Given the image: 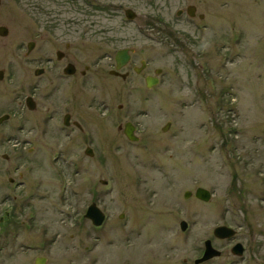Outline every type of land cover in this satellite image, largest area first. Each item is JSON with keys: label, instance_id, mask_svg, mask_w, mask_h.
I'll return each instance as SVG.
<instances>
[{"label": "rangeland", "instance_id": "rangeland-1", "mask_svg": "<svg viewBox=\"0 0 264 264\" xmlns=\"http://www.w3.org/2000/svg\"><path fill=\"white\" fill-rule=\"evenodd\" d=\"M91 2L105 8L0 0V26L8 28L0 54H27L35 41L30 54L62 50L90 66L84 87L74 79L70 104L43 99L30 116L40 159L25 164L33 167L30 182L14 191L18 199L31 186L36 193L25 210L35 217L15 218L32 227L22 239L38 242L48 228L56 238L50 264H195L208 238L222 254L203 264H264V0ZM127 8L135 19L126 18ZM126 47L135 51L122 78L109 71ZM141 60L147 66L136 73ZM158 68L160 83L147 87ZM65 110L83 132L63 127ZM127 122L138 141L125 135ZM199 186L212 192L209 201L195 196ZM92 202L107 216L100 227L84 216ZM221 224L237 234L216 238ZM237 241L243 256L231 252ZM10 253L0 252V264H35L39 254Z\"/></svg>", "mask_w": 264, "mask_h": 264}, {"label": "flooded vegetation", "instance_id": "flooded-vegetation-1", "mask_svg": "<svg viewBox=\"0 0 264 264\" xmlns=\"http://www.w3.org/2000/svg\"><path fill=\"white\" fill-rule=\"evenodd\" d=\"M67 1H74L78 5L83 3L88 6H91L92 3L91 0ZM93 4L105 8L100 4ZM182 13L183 11L179 14L177 12L178 15ZM50 23L48 26H52L53 34H56L57 20H51ZM30 44L34 48L36 42H28L27 54H0V252L9 249L11 251L9 257H14L19 250L34 251L39 253L35 257V264H50L56 238L49 236L48 228H45L40 233L41 237L38 242L24 241L21 232L23 230L29 232L32 227L26 225L22 228V225L15 219L17 214L25 216V218L35 217L34 215L30 216L28 212L25 213L26 208L36 197L35 189H31L32 186L29 187L30 192L25 199H18L19 195L14 194V191H18L20 187L28 186L30 182L28 172L33 167L28 164L25 166V164L28 161L34 162L36 159H40V150L31 145L35 129L30 125V116L39 109L43 99H65L64 106L70 104L68 94L71 93L74 79L77 78L80 85L84 87L90 66L86 64L84 67H80L74 60V56L66 54L62 50L58 51H62L63 54H30L33 50L28 49ZM133 55L131 54L130 62L125 67L131 63ZM132 68L134 71V65ZM123 73H127L128 77L130 71L126 70ZM50 110L48 107V111ZM55 111L56 109H53L50 116H47L46 112L42 119L45 125L49 123L50 118H54ZM62 122L66 129L73 124L80 131H84L78 120H72L69 110H65ZM77 123L82 127H79ZM38 184L32 185L38 186ZM12 224L17 225L11 226ZM22 224L25 225L26 221H22ZM19 240L21 242H18Z\"/></svg>", "mask_w": 264, "mask_h": 264}, {"label": "water", "instance_id": "water-1", "mask_svg": "<svg viewBox=\"0 0 264 264\" xmlns=\"http://www.w3.org/2000/svg\"><path fill=\"white\" fill-rule=\"evenodd\" d=\"M187 12L190 16H195L196 15V6H194V5L188 6ZM125 14L129 19H135L137 17L136 11L131 9V8L126 9ZM201 17L203 18L204 16L201 15ZM7 34H8V28L5 26H0V35L6 36ZM28 49L32 50L33 46L30 44ZM133 51H134V49H132V48L119 49L116 52V56H115L116 68L114 70H111L110 73L113 75L114 74L115 75H121L123 78H126L127 74L121 73L120 70L128 64V62L131 59V54ZM57 54H63V53H62V51H58ZM146 66H147L146 61L142 60L141 66L135 67L134 70H135V72L140 73L143 69H145ZM162 71H163L162 68H158V69H156V74L159 75L162 73ZM159 80L160 79L158 76L148 75L146 77V85H147V87L151 88V87L157 85L159 83ZM66 122H68L67 119H66ZM78 126L82 127L80 124H78ZM169 126H170V122H168V124L163 128V130H166ZM134 131H135V126L131 122H127L125 124V129H124L125 135L131 141H138L139 138H138V136L135 135ZM85 153L89 156H93L94 150L92 147L87 146L85 149ZM102 183L106 184L107 181L102 180ZM191 195H192V191L187 190L185 192L186 198L190 197ZM195 196L198 199L207 202L211 199L212 193L209 189L202 187V186H199L195 191ZM85 217L90 219L92 221V223L96 226L102 225L106 219V215H105L104 211L98 206V204L96 202H92L88 206L86 213H85ZM180 226H181L182 230H186L188 227V223L185 220H183L180 223ZM213 233H214V236L221 238V239H225V238L233 237L234 235H236L237 231L232 226L222 224V225H218L217 227H215ZM244 249H245L244 245L241 242H238L232 247V253L234 255L242 256L244 253ZM221 253H222L221 250H219L213 246L212 240L207 239L205 241L204 253L200 258L195 260V263L196 264L202 263V262L209 260L211 258L220 256ZM125 264H133V263L128 262Z\"/></svg>", "mask_w": 264, "mask_h": 264}, {"label": "trees", "instance_id": "trees-1", "mask_svg": "<svg viewBox=\"0 0 264 264\" xmlns=\"http://www.w3.org/2000/svg\"><path fill=\"white\" fill-rule=\"evenodd\" d=\"M92 8H94V9H103V7H99V6H96V5H92Z\"/></svg>", "mask_w": 264, "mask_h": 264}]
</instances>
